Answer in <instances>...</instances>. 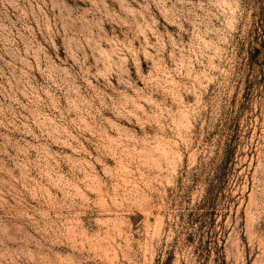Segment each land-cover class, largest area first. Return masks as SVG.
I'll use <instances>...</instances> for the list:
<instances>
[{"label": "rangeland", "instance_id": "obj_1", "mask_svg": "<svg viewBox=\"0 0 264 264\" xmlns=\"http://www.w3.org/2000/svg\"><path fill=\"white\" fill-rule=\"evenodd\" d=\"M264 0H0V264H264Z\"/></svg>", "mask_w": 264, "mask_h": 264}, {"label": "trees", "instance_id": "obj_2", "mask_svg": "<svg viewBox=\"0 0 264 264\" xmlns=\"http://www.w3.org/2000/svg\"><path fill=\"white\" fill-rule=\"evenodd\" d=\"M264 45V44H263ZM264 47V46H263Z\"/></svg>", "mask_w": 264, "mask_h": 264}]
</instances>
